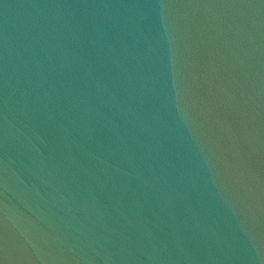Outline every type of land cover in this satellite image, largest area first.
Segmentation results:
<instances>
[{
	"label": "water",
	"instance_id": "water-1",
	"mask_svg": "<svg viewBox=\"0 0 264 264\" xmlns=\"http://www.w3.org/2000/svg\"><path fill=\"white\" fill-rule=\"evenodd\" d=\"M0 264H264V0H0Z\"/></svg>",
	"mask_w": 264,
	"mask_h": 264
}]
</instances>
